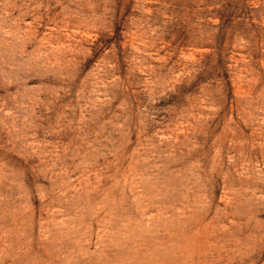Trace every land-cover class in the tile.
I'll return each mask as SVG.
<instances>
[{
	"label": "rangeland",
	"instance_id": "obj_1",
	"mask_svg": "<svg viewBox=\"0 0 264 264\" xmlns=\"http://www.w3.org/2000/svg\"><path fill=\"white\" fill-rule=\"evenodd\" d=\"M0 264H264V0H0Z\"/></svg>",
	"mask_w": 264,
	"mask_h": 264
}]
</instances>
